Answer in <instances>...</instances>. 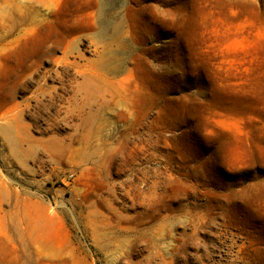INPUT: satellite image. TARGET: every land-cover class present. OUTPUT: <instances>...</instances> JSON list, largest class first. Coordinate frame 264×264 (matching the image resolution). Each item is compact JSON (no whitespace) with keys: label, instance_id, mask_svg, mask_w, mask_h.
Masks as SVG:
<instances>
[{"label":"rangeland","instance_id":"obj_1","mask_svg":"<svg viewBox=\"0 0 264 264\" xmlns=\"http://www.w3.org/2000/svg\"><path fill=\"white\" fill-rule=\"evenodd\" d=\"M0 264H264V0H0Z\"/></svg>","mask_w":264,"mask_h":264}]
</instances>
